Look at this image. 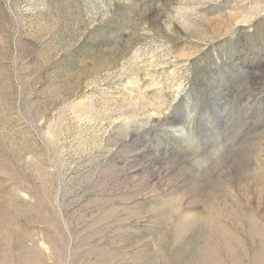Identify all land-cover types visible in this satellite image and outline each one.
<instances>
[{
    "label": "rangeland",
    "instance_id": "1",
    "mask_svg": "<svg viewBox=\"0 0 264 264\" xmlns=\"http://www.w3.org/2000/svg\"><path fill=\"white\" fill-rule=\"evenodd\" d=\"M0 264H264V0H0Z\"/></svg>",
    "mask_w": 264,
    "mask_h": 264
}]
</instances>
